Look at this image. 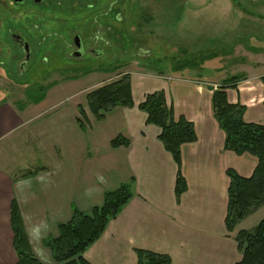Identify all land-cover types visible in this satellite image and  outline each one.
Wrapping results in <instances>:
<instances>
[{"label": "crops", "instance_id": "obj_1", "mask_svg": "<svg viewBox=\"0 0 264 264\" xmlns=\"http://www.w3.org/2000/svg\"><path fill=\"white\" fill-rule=\"evenodd\" d=\"M217 59L211 61L227 64L226 58ZM262 62L251 64L264 65V58ZM145 73L130 74L135 106L116 107L103 120L89 110L80 79L55 83L39 102L0 104V264L18 262L13 206L26 234L24 250L44 264H57L44 240L58 236L59 224L71 220L74 207L88 212L102 206L106 192L131 179L133 198L85 252L90 264H137V249L167 254L172 264L241 260L235 238L240 230H250L244 224L256 212L227 230L226 172L234 169L251 177L257 159L225 150L226 134L212 106L219 86L178 73ZM239 77L232 83L236 88L226 90L228 101L246 107L247 123L264 125V74ZM157 91L165 92L177 116L195 125L198 137L181 147L188 188L179 203L178 166L158 139L161 129L147 124V114L138 108L147 94ZM117 137L129 146L112 147Z\"/></svg>", "mask_w": 264, "mask_h": 264}, {"label": "rangeland", "instance_id": "obj_2", "mask_svg": "<svg viewBox=\"0 0 264 264\" xmlns=\"http://www.w3.org/2000/svg\"><path fill=\"white\" fill-rule=\"evenodd\" d=\"M24 7H35L37 16L24 10V17L0 19V104L35 102L55 83L77 79L85 95L144 70L150 77L198 78L212 88L233 76L264 74L263 64H251L264 58V0H44ZM11 28L24 31L33 47L19 75L9 59L16 50L7 34ZM72 33L97 55L70 58ZM216 58L227 64L211 61ZM254 213L244 224L250 230L264 218V205Z\"/></svg>", "mask_w": 264, "mask_h": 264}, {"label": "trees", "instance_id": "obj_3", "mask_svg": "<svg viewBox=\"0 0 264 264\" xmlns=\"http://www.w3.org/2000/svg\"><path fill=\"white\" fill-rule=\"evenodd\" d=\"M238 80L239 76L232 77L214 90L213 112L220 128L226 134L225 150L232 151L238 156L250 154L257 159L258 165L248 178L242 177L234 169H228L226 172L230 179L225 221L229 232L264 205V125L247 123L244 119L246 107L228 101L226 90L236 88L232 83ZM87 102L89 110L99 120H103L105 114L116 107L133 108L135 103L130 74L122 75L119 80L90 92L87 95ZM138 108L147 114V124L161 129L158 139L178 166L175 194L179 203L188 188L186 178L182 174L181 147L197 141L195 125L185 116L176 115L174 105L168 101L164 91L147 94ZM80 114L84 115L83 109H80ZM111 145L114 148L129 146V141L117 137ZM133 183L134 179H131L117 189L106 192L103 205L88 212L73 208L71 220L59 224L58 236L44 240L45 247L51 251L57 264H90L84 258L85 252L101 238L110 221L116 219L133 198ZM11 223L15 234L14 247L18 254L16 264H44L31 252L24 250L27 238L21 216L15 206L12 209ZM235 240L242 253L241 260L236 264H264V218L255 228L240 230ZM135 252L137 264H172V259L167 254L143 249H137Z\"/></svg>", "mask_w": 264, "mask_h": 264}, {"label": "flooded vegetation", "instance_id": "obj_4", "mask_svg": "<svg viewBox=\"0 0 264 264\" xmlns=\"http://www.w3.org/2000/svg\"><path fill=\"white\" fill-rule=\"evenodd\" d=\"M32 2L35 6L43 5L44 0H0V19H4L6 16L10 19H14L15 15L18 16L19 13H21V17L23 16L24 10H26V14H30L32 18L37 16V12L35 7H30L28 9H25L24 6L28 5L29 2ZM15 7V10L17 13L11 12V6ZM6 11V13H5ZM32 13V14H31ZM25 15V14H24ZM0 20V22H1ZM15 20H19L17 17H15ZM8 38L12 46L15 47V52L11 53L9 56V59L11 62H13L14 67L16 69L17 75L21 74L23 71L27 69L29 66L30 61L33 57V47L30 39L27 37L26 33L24 31H18L15 28H11L7 32ZM73 38H71V35L69 36V45L71 47V50L69 52V57L72 59H81L83 56L88 52L92 54H96L97 52L95 49H90L85 45V41L83 38L79 35V33H72ZM77 39L80 45L77 44ZM3 64L4 62H0V69L3 71ZM5 78L9 80H13L10 75L7 73L4 74Z\"/></svg>", "mask_w": 264, "mask_h": 264}, {"label": "water", "instance_id": "obj_5", "mask_svg": "<svg viewBox=\"0 0 264 264\" xmlns=\"http://www.w3.org/2000/svg\"><path fill=\"white\" fill-rule=\"evenodd\" d=\"M77 44L80 45V43L78 42V39H77Z\"/></svg>", "mask_w": 264, "mask_h": 264}]
</instances>
